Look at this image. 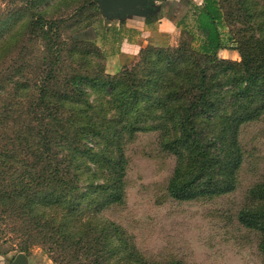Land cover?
Masks as SVG:
<instances>
[{"label":"trees","instance_id":"16d2710c","mask_svg":"<svg viewBox=\"0 0 264 264\" xmlns=\"http://www.w3.org/2000/svg\"><path fill=\"white\" fill-rule=\"evenodd\" d=\"M224 2L191 3L177 22L179 44L142 48L140 69L127 68L116 75L106 74L104 67L94 76L74 72L65 76V89L59 79L64 60L85 55L83 48L92 39L73 36L65 43L59 29L62 21L44 16L20 28L35 26L39 31L37 36L44 41L41 59L50 68L42 82L32 85L28 77L15 82L17 90L35 91L34 116L25 132L31 138L18 143L21 132L9 136L14 144L39 149L37 169L1 184L0 206L19 220L25 209L32 230L33 224H40L37 234L42 229L53 235L43 245L59 264H159L148 263L124 230L100 215L124 200L125 144L138 131H158L162 148L175 156L168 186L173 198L191 200L235 189L244 161L241 128L264 116V0H239L238 12L232 0L228 8ZM238 20L251 32L238 42L242 60L219 58L221 49L238 40L234 34L226 39L223 33ZM14 23L10 17L0 21V35L7 34L1 47L17 40ZM26 34L13 48L3 50L6 61L22 57L24 63L13 72L24 71L28 63L23 56ZM89 89L101 98L92 102ZM95 112L101 118H94ZM0 145L6 151L5 144ZM7 158L0 153L4 165ZM252 196L263 204L243 209L238 219L261 233L264 254V184L254 188ZM73 249L78 251L74 258ZM21 251L28 253L29 247Z\"/></svg>","mask_w":264,"mask_h":264},{"label":"rangeland","instance_id":"374dc122","mask_svg":"<svg viewBox=\"0 0 264 264\" xmlns=\"http://www.w3.org/2000/svg\"><path fill=\"white\" fill-rule=\"evenodd\" d=\"M232 1L238 12L241 6L239 0ZM193 3L196 4L197 0H193ZM224 3L228 8L229 0ZM97 6L99 2L96 5V0H0V21L9 17L15 21L12 31L16 33L17 39L7 41L5 47H1L7 34L0 35V143L7 147L5 151L0 145V153L8 156L6 165L0 161V185L6 181L10 183L12 177L29 176L30 171L35 173L37 169L35 162L39 149H34L33 144H27V147L14 144L9 136V133L13 136L21 132L18 143L31 138V134L25 132L30 116H34L35 91L23 87L17 90L15 82L24 80V77H28L32 85L38 80L42 82V77L50 68L41 59L44 41L37 36L39 31L35 26L21 30L23 24L38 16L62 21L59 29L65 43H71L73 36L78 40H83V37L90 39L95 36V32L104 33L107 27L111 29L109 33L114 34L116 26L124 20L104 17L100 6L99 9ZM91 27L96 31L86 33ZM249 28L241 20L227 26L223 30L225 38L235 35L238 40L231 42L226 51L219 52V58L241 61L238 45L250 36ZM26 31L27 39L21 43L24 42L23 56L31 66L28 67L27 63L24 71L13 72L12 68L24 63L22 57L6 61L3 50L7 46L13 48L22 40ZM181 39V30L177 29L170 34L168 44L176 47ZM102 40L92 38V43L83 48L87 52L85 55L77 54L59 63V66L63 63L59 78L64 85L62 89L66 85L65 76L74 72L94 76L102 72L104 67L106 74L116 75L127 68H141L139 53L123 66L115 67V57L109 58L107 52L114 50L116 45L112 47L110 38L106 42ZM89 92L92 102L101 98L98 92L90 89ZM93 116L101 118L98 112ZM240 142L244 150V161L236 175L233 191L217 196L204 195L191 200H179L168 191L176 164L175 156L162 148L158 131L136 132L125 144L128 163L124 200L104 208L100 215L118 224L148 263L165 264L178 260L184 264H264L261 233L246 227L238 219L243 209L263 204L257 198L256 202L252 190L264 184V116L242 126ZM3 209L0 206V254L3 257L12 262L18 253L24 252L21 249L27 245L29 251L24 253L29 264H59L48 245H43L44 240L49 241L53 235L49 237L50 233L45 234L42 229L37 234L40 224H33L35 230H32L31 222L25 218V209L20 220L11 212H2ZM76 252L73 249L70 256L74 258ZM73 264L78 263L74 261Z\"/></svg>","mask_w":264,"mask_h":264},{"label":"crops","instance_id":"0c3cea01","mask_svg":"<svg viewBox=\"0 0 264 264\" xmlns=\"http://www.w3.org/2000/svg\"><path fill=\"white\" fill-rule=\"evenodd\" d=\"M158 2L161 5L163 3L164 6L158 13L149 15L152 17L150 20H147L149 16L146 18L133 16L124 19L121 24H118L114 34L109 33L111 29L108 27L104 33L98 34L97 32L96 34L95 32V39L103 38L102 41L106 42L110 38L113 42L112 47L116 45L113 47L114 50L107 52L110 54L109 58L115 57L113 61L115 67L123 66L127 61L132 60L134 55L138 54L148 44L157 46L168 45L170 34L180 29L177 22L187 14L193 0H160ZM202 3L203 0H197L196 4L201 5ZM158 14L160 15L159 17L153 18ZM188 21H190V18ZM91 31L94 32L96 30L91 27V29L86 30V33ZM88 38L83 37V39ZM226 50V48L221 49L219 52ZM0 264H11V262L10 259L0 254Z\"/></svg>","mask_w":264,"mask_h":264},{"label":"water","instance_id":"95a60500","mask_svg":"<svg viewBox=\"0 0 264 264\" xmlns=\"http://www.w3.org/2000/svg\"><path fill=\"white\" fill-rule=\"evenodd\" d=\"M158 0H99V6L104 17L124 20L133 16L146 18L162 9ZM11 264H29L24 252L18 253Z\"/></svg>","mask_w":264,"mask_h":264},{"label":"flooded vegetation","instance_id":"af4514ba","mask_svg":"<svg viewBox=\"0 0 264 264\" xmlns=\"http://www.w3.org/2000/svg\"><path fill=\"white\" fill-rule=\"evenodd\" d=\"M158 2V1H157ZM162 6H164V5H162Z\"/></svg>","mask_w":264,"mask_h":264}]
</instances>
